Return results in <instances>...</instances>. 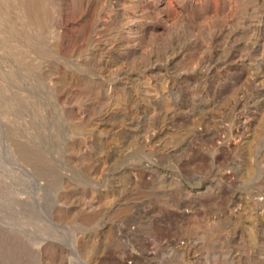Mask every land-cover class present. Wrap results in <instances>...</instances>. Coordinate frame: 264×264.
<instances>
[{
	"label": "rangeland",
	"instance_id": "rangeland-1",
	"mask_svg": "<svg viewBox=\"0 0 264 264\" xmlns=\"http://www.w3.org/2000/svg\"><path fill=\"white\" fill-rule=\"evenodd\" d=\"M0 264H264V0H0Z\"/></svg>",
	"mask_w": 264,
	"mask_h": 264
},
{
	"label": "bare ground",
	"instance_id": "bare-ground-1",
	"mask_svg": "<svg viewBox=\"0 0 264 264\" xmlns=\"http://www.w3.org/2000/svg\"><path fill=\"white\" fill-rule=\"evenodd\" d=\"M115 16V15H114ZM121 19V18H120ZM125 19V18H124ZM128 33V32H127ZM130 34V33H129ZM129 36V35H128ZM117 42V41H116ZM94 46V45H93ZM95 47V46H94Z\"/></svg>",
	"mask_w": 264,
	"mask_h": 264
}]
</instances>
